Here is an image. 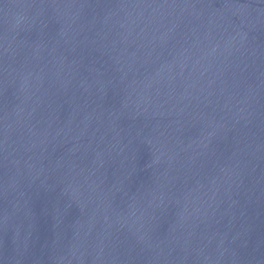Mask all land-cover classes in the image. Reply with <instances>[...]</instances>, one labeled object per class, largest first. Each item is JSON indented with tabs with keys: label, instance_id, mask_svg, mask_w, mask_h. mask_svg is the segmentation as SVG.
I'll return each instance as SVG.
<instances>
[{
	"label": "water",
	"instance_id": "obj_1",
	"mask_svg": "<svg viewBox=\"0 0 264 264\" xmlns=\"http://www.w3.org/2000/svg\"><path fill=\"white\" fill-rule=\"evenodd\" d=\"M0 264H264V0H0Z\"/></svg>",
	"mask_w": 264,
	"mask_h": 264
}]
</instances>
